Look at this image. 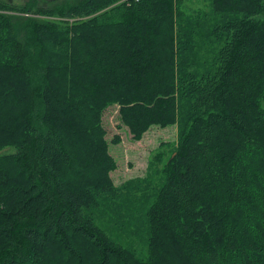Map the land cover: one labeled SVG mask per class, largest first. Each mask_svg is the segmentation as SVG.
I'll use <instances>...</instances> for the list:
<instances>
[{"label": "trees", "instance_id": "obj_1", "mask_svg": "<svg viewBox=\"0 0 264 264\" xmlns=\"http://www.w3.org/2000/svg\"><path fill=\"white\" fill-rule=\"evenodd\" d=\"M37 4L0 1V264H264V0L206 30L182 0ZM111 105L135 140L177 126L135 211Z\"/></svg>", "mask_w": 264, "mask_h": 264}, {"label": "rangeland", "instance_id": "obj_2", "mask_svg": "<svg viewBox=\"0 0 264 264\" xmlns=\"http://www.w3.org/2000/svg\"><path fill=\"white\" fill-rule=\"evenodd\" d=\"M2 2L22 6L31 0H0ZM37 2V1H36ZM39 6H45L44 1L38 2ZM182 10L185 18L198 27L206 30L207 25L212 22L213 15L210 12V0H182ZM214 52L211 44H203L199 51V59L201 61L211 60ZM103 124L107 130V138L110 141L115 135L120 136L118 144L110 143L109 151L114 157L117 167L111 173L112 179L116 186H134L137 188L136 200L134 202L135 209L137 205L145 200L143 192L153 187L158 186L162 182V168L166 159L171 154L177 142V126L171 125L164 128L152 126L144 133L141 139L135 140L132 138L127 127L120 124L118 118V106H109L103 115ZM13 148L4 149V152L12 151ZM130 194L125 193L123 197H129ZM105 220L108 217H104ZM122 222L124 224L134 223L135 219L125 217ZM132 225H127L126 230H131ZM128 231L122 233L121 237L124 241H132L135 239V245L140 250L142 244L135 235L128 234Z\"/></svg>", "mask_w": 264, "mask_h": 264}, {"label": "flooded vegetation", "instance_id": "obj_3", "mask_svg": "<svg viewBox=\"0 0 264 264\" xmlns=\"http://www.w3.org/2000/svg\"><path fill=\"white\" fill-rule=\"evenodd\" d=\"M37 3L40 2V1H44V4H46L45 6L47 5H55V4H58V3H62V2H65V1H70V0H36Z\"/></svg>", "mask_w": 264, "mask_h": 264}]
</instances>
